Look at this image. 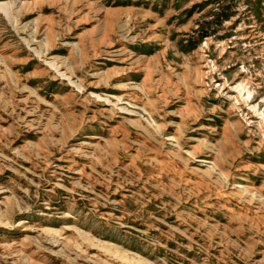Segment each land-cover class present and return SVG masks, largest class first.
I'll return each mask as SVG.
<instances>
[{"label":"rangeland","instance_id":"obj_1","mask_svg":"<svg viewBox=\"0 0 264 264\" xmlns=\"http://www.w3.org/2000/svg\"><path fill=\"white\" fill-rule=\"evenodd\" d=\"M0 264H264V0H0Z\"/></svg>","mask_w":264,"mask_h":264}]
</instances>
